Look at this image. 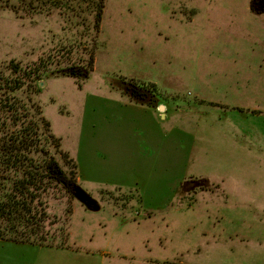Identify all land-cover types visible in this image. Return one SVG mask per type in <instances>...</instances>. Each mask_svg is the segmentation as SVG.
<instances>
[{
    "label": "rangeland",
    "instance_id": "rangeland-1",
    "mask_svg": "<svg viewBox=\"0 0 264 264\" xmlns=\"http://www.w3.org/2000/svg\"><path fill=\"white\" fill-rule=\"evenodd\" d=\"M94 1L0 0V70L48 60L31 95L81 188L40 195L44 243L0 236V264H264V164L228 145L190 163L185 128L202 109L263 139L264 12L251 2L264 0H105L99 33ZM95 44L89 77L58 71L87 66ZM146 85L167 118L124 94Z\"/></svg>",
    "mask_w": 264,
    "mask_h": 264
},
{
    "label": "trees",
    "instance_id": "trees-1",
    "mask_svg": "<svg viewBox=\"0 0 264 264\" xmlns=\"http://www.w3.org/2000/svg\"><path fill=\"white\" fill-rule=\"evenodd\" d=\"M45 1L33 0L32 4L35 5L31 6V0H20L21 4L13 5V8L28 11L47 7L49 10L59 4V0ZM94 3V29L99 33L105 0H96ZM251 9L264 12V4L255 10L251 2ZM96 48L95 44L87 66L81 68L73 65L58 71L72 77H89L94 70ZM46 63L48 60L44 59L33 65L12 60L0 70L1 237L32 240L33 235L42 228L40 222L34 221L37 219L34 212L37 208L35 202L40 195L60 189L73 199L77 193H81L76 161L62 149L60 139L52 133L50 121L42 114L41 106L31 95L30 84L49 73ZM114 82V79L110 80V84L119 88ZM127 84L136 85L130 82ZM148 85L142 89H150ZM134 88L129 94H124L137 103L155 108L159 106L156 102V91L137 93V87ZM198 184L202 188L210 186L207 178L199 179ZM20 225L25 228L19 229ZM44 238L45 236L40 239L33 237V240L42 244Z\"/></svg>",
    "mask_w": 264,
    "mask_h": 264
},
{
    "label": "crops",
    "instance_id": "crops-1",
    "mask_svg": "<svg viewBox=\"0 0 264 264\" xmlns=\"http://www.w3.org/2000/svg\"><path fill=\"white\" fill-rule=\"evenodd\" d=\"M263 79L264 78H262V80ZM259 87L261 88L257 89V97L259 96V94L264 95V87L262 86ZM163 105H165V108L163 110L162 115L163 117L167 118L168 117L167 105L166 104ZM236 107L242 109L244 115L251 114L249 108L246 107L244 108L242 106L240 107L236 106ZM158 109L159 107L156 108V110ZM244 109L246 110L244 111ZM189 115L192 117V119L189 117ZM187 116L189 117V120L187 119L185 128L188 133L186 135V139H188L187 143H189V151L186 152V155L189 156L188 161L190 163H194L195 160L196 161L201 160V162H205L203 159L206 158L207 155L211 153V155L215 157L219 155V149L221 147L228 145L231 146L233 149L235 148L240 155H241V150H243L245 154L253 155V157H257L254 158L255 159L254 161H257V163L264 164V135H261L263 139L258 140L260 142H256V140L252 139L250 135L251 132L245 134L246 129H243L237 123L232 124V122H230L229 118H227L225 114L221 115V113L219 112L215 113L214 111L208 112L204 110L202 111V109L201 110L198 109V110L189 111ZM227 121L228 124L230 123L231 125L227 126L226 124ZM210 127L212 129H209ZM254 130L257 131L256 128ZM226 135L231 137V140L228 142H226L225 140ZM146 138H148V142H149L152 140V135H149L148 137L146 136ZM207 158H209V156H207ZM250 175L251 177H253L254 180L257 179L261 180L262 179L261 176H263L258 174H250ZM211 185H217V189H220V185L218 183L212 182ZM254 185L257 186L256 183ZM262 185H264V182H262Z\"/></svg>",
    "mask_w": 264,
    "mask_h": 264
},
{
    "label": "water",
    "instance_id": "water-1",
    "mask_svg": "<svg viewBox=\"0 0 264 264\" xmlns=\"http://www.w3.org/2000/svg\"><path fill=\"white\" fill-rule=\"evenodd\" d=\"M159 108L163 110L165 108V105L162 104L159 106Z\"/></svg>",
    "mask_w": 264,
    "mask_h": 264
}]
</instances>
